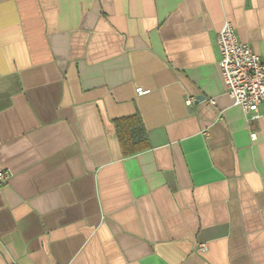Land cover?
<instances>
[{"label": "crops", "instance_id": "1", "mask_svg": "<svg viewBox=\"0 0 264 264\" xmlns=\"http://www.w3.org/2000/svg\"><path fill=\"white\" fill-rule=\"evenodd\" d=\"M227 20L264 60V0H0V264H264V119L227 93Z\"/></svg>", "mask_w": 264, "mask_h": 264}, {"label": "built area", "instance_id": "2", "mask_svg": "<svg viewBox=\"0 0 264 264\" xmlns=\"http://www.w3.org/2000/svg\"><path fill=\"white\" fill-rule=\"evenodd\" d=\"M218 50L220 53V68L227 87V93L234 99L245 113L248 123L259 118L264 119V60L249 44L241 41L233 23L227 20L218 34ZM139 95L148 91L138 88ZM195 96L186 100L192 105ZM210 105H215L214 98L209 100ZM256 139V134H252ZM11 172L0 169V184L7 183ZM206 249V244H202Z\"/></svg>", "mask_w": 264, "mask_h": 264}, {"label": "trees", "instance_id": "3", "mask_svg": "<svg viewBox=\"0 0 264 264\" xmlns=\"http://www.w3.org/2000/svg\"><path fill=\"white\" fill-rule=\"evenodd\" d=\"M132 123L135 126L133 127L131 132H129L128 137L124 136V129L122 128V126L120 127L123 146L126 147L128 145L129 140H131L134 146L133 150L128 149V147L125 149L127 154H131V153L146 149L149 146L147 135L143 127L140 124V120L138 118H134V120H132Z\"/></svg>", "mask_w": 264, "mask_h": 264}]
</instances>
